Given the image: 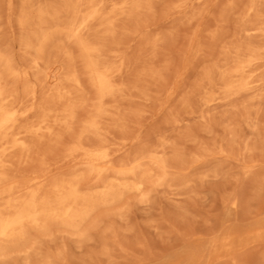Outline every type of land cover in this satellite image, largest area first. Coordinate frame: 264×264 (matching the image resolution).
Here are the masks:
<instances>
[{"label": "rangeland", "instance_id": "obj_1", "mask_svg": "<svg viewBox=\"0 0 264 264\" xmlns=\"http://www.w3.org/2000/svg\"><path fill=\"white\" fill-rule=\"evenodd\" d=\"M22 1L0 0V51L9 55L16 70L27 73L5 81L20 108L29 104L24 91L35 81L34 54L18 42ZM146 2L149 10L117 15L113 35L102 39L101 60L116 70L115 92L104 99L102 131L82 142L90 150L105 146L112 165L118 167L141 154L144 167L148 156H162L169 164L167 176L160 185H147V200L128 192L115 204H98L96 224L85 238L72 236L57 224L47 236L31 230L26 247L32 242L34 246L25 253H11L0 264H264V236L233 244L228 255L220 250L225 235L244 237L264 228V35L245 32L264 23V0H256V15L249 16L244 12L249 0ZM39 3L57 6L59 0ZM101 30L94 26L90 39L103 37ZM69 45L65 48L75 58ZM240 46L239 54L246 47L257 50L260 59L252 65V78L258 81L220 100L217 88L212 100L202 105L198 87L207 86L203 71L213 64L226 68ZM52 53L48 49L47 65L65 64L62 56ZM76 63L75 58L83 89L78 92L66 84L70 100L81 103L72 129L56 126L51 138L29 137L33 152L22 163L11 156L10 179L26 184L40 174L49 183L82 174L80 190L98 191L81 156H67L81 122L93 114L96 104L95 92L88 89L81 64ZM36 96L49 100L50 94L39 89ZM38 98L36 102L42 100ZM40 115L36 112L25 124ZM115 176L109 171L101 179Z\"/></svg>", "mask_w": 264, "mask_h": 264}, {"label": "bare ground", "instance_id": "obj_2", "mask_svg": "<svg viewBox=\"0 0 264 264\" xmlns=\"http://www.w3.org/2000/svg\"><path fill=\"white\" fill-rule=\"evenodd\" d=\"M146 1L59 0L57 6H41L39 0L22 1L17 18V26L22 36L18 42L25 51L34 54L32 66L35 81L24 91L27 101L23 102L26 101L29 104L20 108L16 104L17 100L12 99V92L8 90L5 81L9 78L19 79L27 73L25 70H16L9 55L0 51V261L13 252H27L34 246L32 242L26 247L30 231L47 236L50 235L49 230L53 224L69 231L72 236L79 239L85 238L88 230L96 224L94 212L98 204H115L128 192L136 193L141 200H147L150 193L147 185H160L167 176L169 164L162 156H148L147 167L142 164L144 154L131 160L129 165H125V162L118 167L112 165L105 146L99 145L90 150L82 142L83 137L102 131L101 118L105 115L104 99L115 92L112 78L116 70L101 60L102 39L113 35L114 20L117 15H131L140 10H149V4ZM9 3L11 0H8ZM256 8V0H249L244 12L248 16L256 15ZM94 26L102 28L103 37L94 36L90 39ZM252 26L251 29H245V32L258 31L264 35V23ZM66 44L74 47L75 58L81 64V73L86 77L89 86L87 88L95 92L96 104L93 114L85 117L84 120L81 119L83 121L75 141L67 151L68 159L81 156L83 164L94 176L96 186H93V189L96 188L98 191L90 193H83L80 190L85 181V176L82 174L71 175L67 179H54L49 183L45 181V176L36 174L28 178L29 181L26 184L7 176L11 156H18L17 161L20 162L23 158L27 159L33 152V145L28 142L29 137L51 138L56 126L71 130V125H74L75 111L81 103L70 100L72 94L66 90V84L81 91L83 83L74 68V54L65 48ZM48 49L53 50L52 54L55 56H62L65 64L53 67L47 65L45 59L49 55ZM242 51L241 46L236 48L238 55L226 68L213 64L208 65L203 71V80L207 86L198 87L203 94L200 100L202 105L212 100L217 88L221 91V97L218 98L220 100L246 91L252 83L258 81L252 78L254 72L252 65L260 59L257 50L246 47L243 54H239ZM39 89L50 94L47 96L49 100L36 96ZM37 98L42 100L36 102ZM56 105L59 106L55 107ZM36 112H40L39 118L25 124ZM228 144L231 145L230 142ZM220 153L224 151L221 150ZM55 163L54 161L52 164ZM71 163L68 164L71 165ZM109 171L117 176L109 181H103L102 175ZM43 187L48 189L42 191ZM262 236H264V228L253 229L244 237L229 233L220 240V250L228 255L233 244L255 240ZM24 246L25 249H21Z\"/></svg>", "mask_w": 264, "mask_h": 264}]
</instances>
